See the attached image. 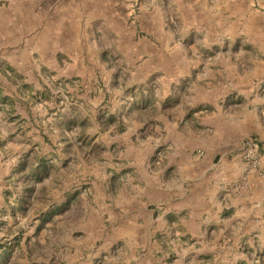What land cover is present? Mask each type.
Returning a JSON list of instances; mask_svg holds the SVG:
<instances>
[{
  "label": "rangeland",
  "instance_id": "rangeland-1",
  "mask_svg": "<svg viewBox=\"0 0 264 264\" xmlns=\"http://www.w3.org/2000/svg\"><path fill=\"white\" fill-rule=\"evenodd\" d=\"M35 1L0 0V264H135L122 242L101 250L99 229L113 238L119 220L94 209L125 195L145 169L159 174L168 138L183 142V158L239 156L243 181L264 179L246 157L257 144L264 168V0H103V22L78 27L74 17L65 29L73 40L55 56L23 37L41 22ZM246 118V139L210 146L215 129ZM40 161L39 182L27 173ZM260 218L231 248L235 257L222 246L220 259L185 256L178 241L136 258L264 264Z\"/></svg>",
  "mask_w": 264,
  "mask_h": 264
},
{
  "label": "crops",
  "instance_id": "crops-1",
  "mask_svg": "<svg viewBox=\"0 0 264 264\" xmlns=\"http://www.w3.org/2000/svg\"><path fill=\"white\" fill-rule=\"evenodd\" d=\"M26 1L20 0L21 3ZM35 2L37 20L41 22L33 27L31 35L23 37L27 43L35 44L34 50L41 55L48 50L55 56L59 44L72 42L73 38L65 35V29L70 26L67 22L74 17L78 19V27L84 23L86 28L104 20L95 8V5L103 4V0ZM51 20L60 24L54 26L53 21L50 26L48 21ZM229 124V127L215 129L208 139L210 146L221 147L224 141L234 144L247 138V129L251 125L248 118L245 122L240 120ZM165 143L172 145V149L163 154L159 174L150 168L145 169L140 174L141 180L131 185V190H126L125 195L109 203L104 201L94 209L101 219L107 216L111 220H119L112 231L113 238L107 237L109 229H99L101 239L105 240V247L101 250H111L116 242H122L120 253L125 248L135 253V264H148L147 253L136 258L140 249L145 251L148 248L153 253L170 251L179 246V242L190 250L184 252L185 256L192 257L195 253L202 259L212 256L220 259L217 252L222 246L228 256L235 257L237 253L233 254L231 248L238 244L242 234L259 229L264 200L262 194L255 191L260 185L262 189L264 179L250 174L243 181L246 167L239 156L230 158L221 154L217 163L212 162L209 153L202 160L198 157L188 159L182 157L185 147L182 141L168 138ZM232 232L234 242L229 244L226 238ZM183 239H187L188 244ZM108 255L113 259V255ZM128 261H131L129 257Z\"/></svg>",
  "mask_w": 264,
  "mask_h": 264
},
{
  "label": "built area",
  "instance_id": "built-area-1",
  "mask_svg": "<svg viewBox=\"0 0 264 264\" xmlns=\"http://www.w3.org/2000/svg\"><path fill=\"white\" fill-rule=\"evenodd\" d=\"M257 149H258V145L255 143H252L250 145V150H248L246 153V157L248 158L251 168L253 170H259L260 173L264 176V168L260 166V159L257 153Z\"/></svg>",
  "mask_w": 264,
  "mask_h": 264
},
{
  "label": "trees",
  "instance_id": "trees-1",
  "mask_svg": "<svg viewBox=\"0 0 264 264\" xmlns=\"http://www.w3.org/2000/svg\"><path fill=\"white\" fill-rule=\"evenodd\" d=\"M47 175V169H46V167H45V165L43 164V162L42 161H40L38 164H37V166H36V168L34 169V167H33V169L32 170H30L28 173H27V177H31L33 180H37V181H41L42 180V178L44 177V176H46ZM32 188L31 189H27V192H32ZM25 200V199H24Z\"/></svg>",
  "mask_w": 264,
  "mask_h": 264
}]
</instances>
